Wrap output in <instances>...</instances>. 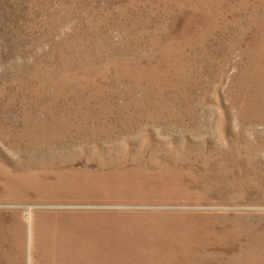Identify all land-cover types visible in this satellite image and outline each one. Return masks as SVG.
Wrapping results in <instances>:
<instances>
[{
	"label": "rangeland",
	"instance_id": "374dc122",
	"mask_svg": "<svg viewBox=\"0 0 264 264\" xmlns=\"http://www.w3.org/2000/svg\"><path fill=\"white\" fill-rule=\"evenodd\" d=\"M48 214L98 264H264V0H0V264Z\"/></svg>",
	"mask_w": 264,
	"mask_h": 264
},
{
	"label": "bare ground",
	"instance_id": "6f19581e",
	"mask_svg": "<svg viewBox=\"0 0 264 264\" xmlns=\"http://www.w3.org/2000/svg\"><path fill=\"white\" fill-rule=\"evenodd\" d=\"M38 215L42 217L43 214L38 213ZM49 218V214L48 217L44 216L36 226L37 229L40 224V249L38 248L36 251L39 254L37 258L40 264H70V259H73L76 263L80 259L82 264H91L90 262L98 264V246L85 238V232L87 233V231L82 230L83 237L77 236L74 231L68 232L67 228L62 227V222L54 223ZM29 219L32 220L31 215ZM30 241L32 243L31 239ZM29 261L32 264V250L29 254Z\"/></svg>",
	"mask_w": 264,
	"mask_h": 264
}]
</instances>
